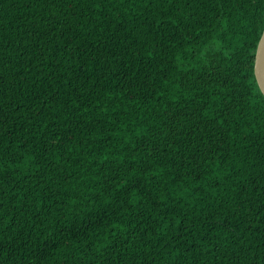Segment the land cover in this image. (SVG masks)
Listing matches in <instances>:
<instances>
[{
    "label": "trees",
    "instance_id": "16d2710c",
    "mask_svg": "<svg viewBox=\"0 0 264 264\" xmlns=\"http://www.w3.org/2000/svg\"><path fill=\"white\" fill-rule=\"evenodd\" d=\"M264 0H0V264H264Z\"/></svg>",
    "mask_w": 264,
    "mask_h": 264
},
{
    "label": "water",
    "instance_id": "95a60500",
    "mask_svg": "<svg viewBox=\"0 0 264 264\" xmlns=\"http://www.w3.org/2000/svg\"><path fill=\"white\" fill-rule=\"evenodd\" d=\"M254 72L259 89L264 96V32L257 48Z\"/></svg>",
    "mask_w": 264,
    "mask_h": 264
}]
</instances>
